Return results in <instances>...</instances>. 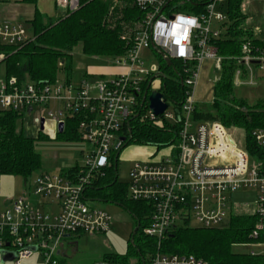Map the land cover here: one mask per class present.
<instances>
[{"label": "built area", "instance_id": "2783aa9c", "mask_svg": "<svg viewBox=\"0 0 264 264\" xmlns=\"http://www.w3.org/2000/svg\"><path fill=\"white\" fill-rule=\"evenodd\" d=\"M230 1L134 0L140 16L138 32L131 49L114 59L123 72L111 80L84 79L77 88L68 82L0 81V112L32 114L40 107V123L52 120L57 134L61 124L64 132L70 120H77L79 138L93 147L85 166L77 172L38 174L24 181L31 196L24 190L7 200L5 209L0 207V264L2 252L15 255L12 262L4 264H61L66 240L80 234L109 232L112 216L91 206L89 203L95 200L88 192L125 147V125L140 115L143 106L148 112L143 119L160 126L166 122L181 125L177 145L165 148L171 150V157L137 161L129 174L128 198L151 206L149 224L143 229L145 236L156 240L150 264H211L194 256L165 253L163 243L177 226L191 221L204 229L223 228L234 215L232 196L238 191L257 192L260 221L252 236L258 238L264 232V165L237 143L229 129L194 118L195 92L204 62H214L221 71L225 60L234 61V88H255L264 81L254 76V69L264 75V41L252 35L243 41L239 56L219 55L217 42L229 38ZM54 5L64 15L73 14L80 9L81 0H54ZM31 39V31L24 24L0 22V46L20 47ZM154 48L182 65V84L186 87L180 110H171L172 104L166 100L168 108L159 117L149 108L150 89L145 98V84L151 80L150 88L157 81L154 91L162 93L159 66L153 63L145 69L141 58L143 50L154 52ZM5 57L0 53V65ZM247 70L252 72L250 80ZM252 137L258 147L264 148V127L256 129ZM257 245L262 251H251L249 257L258 260L254 264H264V243Z\"/></svg>", "mask_w": 264, "mask_h": 264}, {"label": "trees", "instance_id": "16d2710c", "mask_svg": "<svg viewBox=\"0 0 264 264\" xmlns=\"http://www.w3.org/2000/svg\"><path fill=\"white\" fill-rule=\"evenodd\" d=\"M21 2L34 6L32 19L28 21L32 39L20 47L0 46V53L6 56L2 62L6 79L14 78L19 83H55L62 70L70 77L72 51L79 43L83 44L84 54L89 57L119 58L133 46L140 25L134 0H81V7L77 12L61 17H49L42 13L38 8L39 0ZM243 2L244 0L229 2V38L217 42L218 52L222 57L239 56L245 38L252 37V33L241 28L246 18L242 10ZM254 42L262 44L260 41ZM154 53L161 73V91L165 99L179 111L186 96V87L182 84V65L176 61L168 65L157 51ZM236 68L234 61L223 62L221 78L213 89L212 106L207 112H200L196 105L194 118L200 121L211 118L227 129L244 130L246 149L254 160L264 165V148L258 147L252 137L256 129L264 127V103L258 102L251 106L245 99L235 96L233 78ZM67 82L71 83L70 78ZM143 108L139 116H134L129 120V125H125L130 143L155 146L158 151L177 145L181 125L166 122L160 126L143 119L146 107ZM21 117L22 114L14 111L0 112V177H21L28 181L35 174L43 173L42 158L35 149L38 139L26 137L19 132L18 122ZM77 124V120H70L64 132L57 134V139L81 140ZM38 138L48 137L40 135ZM115 160L114 158L103 176L95 180L88 196L91 200L123 207L135 219L136 226L139 224V230L134 236L133 245L130 241L126 255L106 254L100 264H150L156 252V240L145 236L143 229L149 224L151 206L128 198L127 184L118 181V161ZM77 171L78 168H74L63 174ZM229 221L228 227L213 229L190 228L188 224L177 226L164 241L162 251L194 256L211 264L258 262L251 259L249 254L237 252L236 248L264 243L263 231L258 238L252 236L260 216L256 212L250 215L234 214ZM61 264H64V260H61Z\"/></svg>", "mask_w": 264, "mask_h": 264}, {"label": "rangeland", "instance_id": "374dc122", "mask_svg": "<svg viewBox=\"0 0 264 264\" xmlns=\"http://www.w3.org/2000/svg\"><path fill=\"white\" fill-rule=\"evenodd\" d=\"M21 1L0 0V22L22 23L29 28L28 21L32 19L34 6L24 4ZM244 1L246 5V18L241 28L252 33L256 39L264 41V0ZM52 2L53 0H39V10L49 17L63 16L64 11L61 9L55 10ZM72 55L73 63L70 77L62 70L58 74L57 83L64 84L70 78L71 86L77 88L84 79L96 82L108 81L113 78L111 74L100 76L99 72L101 70L111 71L115 68L121 69L115 64V60L112 58H98L85 55L82 43H79L73 49ZM141 58L145 63V69H150L153 63H158L157 56L152 49L143 50L141 52ZM247 71V78L250 80L252 72ZM93 72L94 76H91ZM221 74L222 72L215 68L214 62L207 61L202 65L201 76L196 87L195 96L196 102L198 103V111L207 112L210 106H212L214 99L213 89L221 78ZM256 74L261 79L264 78L262 72L254 69V76ZM245 77L246 75L242 79H245ZM5 79V66L1 64L0 81ZM155 83H153V86ZM153 86L150 88V93L154 91ZM234 94L238 99H245L251 106L258 102L264 103V81L255 88H235ZM170 109L174 110V106L171 105ZM144 114H148L147 110H144ZM39 117L40 107H36L32 114H23L18 122V130L26 137L38 139L35 143V149L42 158V171L55 176L74 168L84 167L93 147L81 140L65 141L57 139L56 135L53 134H57V127L50 119L46 121L44 131H40L41 125ZM195 120L201 122L200 120ZM202 121L210 124H220L217 120L211 118H205ZM229 130L237 143L242 148H245L246 137L244 130L238 128H231ZM40 135H45L48 138L39 140L38 137ZM170 151V149L158 151L155 146H140L135 143L128 144L123 148L118 158L117 175L119 183L127 184L129 182L130 170L135 162L159 161L163 156L171 157ZM153 156L155 157L152 158ZM37 175L35 174L34 176ZM0 190L2 193L0 197L1 209L6 208L5 202L7 200L19 196L24 190L31 196L28 187L24 188V180L21 177L1 176ZM256 194L254 190L238 191L232 201L233 207L247 205L248 207L250 206V210L252 206L253 209L258 207V194ZM89 204L108 212L112 216L111 229L103 235L90 236L80 234L72 237V239L66 240L62 247L61 256L64 264H100L103 262L104 255L106 254L126 255L129 252L131 236L136 228V221L131 214L123 207L113 204L100 201H93ZM229 222V219H227L224 227H228ZM188 227L197 228L198 225L195 221H191ZM236 251L243 254H250L251 251L260 253L262 248L259 245H246L237 247ZM32 263L31 261L24 262V264Z\"/></svg>", "mask_w": 264, "mask_h": 264}, {"label": "water", "instance_id": "95a60500", "mask_svg": "<svg viewBox=\"0 0 264 264\" xmlns=\"http://www.w3.org/2000/svg\"><path fill=\"white\" fill-rule=\"evenodd\" d=\"M155 49V48H154ZM155 51H157L155 49ZM160 56L163 58V60L168 64L171 65L172 61L171 59H169L168 57H165L164 53L157 51ZM152 80L148 83L147 86V90L145 93V98L148 95V91L150 89ZM166 99L164 97V95L161 92L158 91H152L148 97V102H149V108L151 110V112L156 116L159 117L161 115H163V113L167 110L168 105L165 103ZM41 131H44V121L41 122ZM58 133L61 134L63 133V125L61 124L58 128ZM122 141L125 142V147L130 143V139L127 141L126 138H122ZM120 154V153H119ZM119 154L116 157V162L118 161L119 158ZM139 230V224H137L135 230L133 231L132 237H131V244L133 245L134 242V236L137 234ZM15 259V255L14 254H10L7 252H2V264L6 263V262H12Z\"/></svg>", "mask_w": 264, "mask_h": 264}, {"label": "crops", "instance_id": "0c3cea01", "mask_svg": "<svg viewBox=\"0 0 264 264\" xmlns=\"http://www.w3.org/2000/svg\"><path fill=\"white\" fill-rule=\"evenodd\" d=\"M53 8L56 10V8H55V5H54V0H53ZM123 72V69H119V68H115V69H112L111 71H104V70H101L100 72H99V74H100V76H104V75H108V74H111V75H113V77H115L116 75H118V74H120V73H122ZM92 74V73H91ZM90 74V75H91ZM91 76H94V72H93V74L91 75ZM195 96H196V92H195ZM195 101H196V98H195ZM198 103L196 102V105H197ZM52 121V120H51ZM46 123V122H45ZM45 123H44V127H45ZM52 123H54L55 124V122H53L52 121ZM40 125H41V123H40ZM55 126H56V124H55ZM40 131H41V129H40ZM54 135H56L57 136V134L56 133H53ZM23 193V191L19 194V195H21ZM257 193V192H256ZM257 195V194H256ZM234 196H235V194L232 196V201H233V198H234ZM15 198V197H14ZM257 208V207H256ZM256 208H254L253 209V206H252V209L250 210V206L248 207L247 205H242V206H240V205H237L235 208H234V214L236 215H238V214H246V215H250V214H253V213H255L256 212ZM246 210V211H245ZM245 212V213H244Z\"/></svg>", "mask_w": 264, "mask_h": 264}, {"label": "clouds", "instance_id": "9594fccd", "mask_svg": "<svg viewBox=\"0 0 264 264\" xmlns=\"http://www.w3.org/2000/svg\"><path fill=\"white\" fill-rule=\"evenodd\" d=\"M181 20H183V18H180ZM188 23H194V21H188ZM101 164L104 162L103 159H101Z\"/></svg>", "mask_w": 264, "mask_h": 264}]
</instances>
